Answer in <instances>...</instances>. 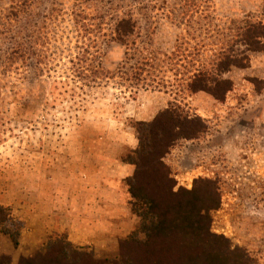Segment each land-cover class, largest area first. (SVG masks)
Wrapping results in <instances>:
<instances>
[{"label":"rangeland","instance_id":"obj_1","mask_svg":"<svg viewBox=\"0 0 264 264\" xmlns=\"http://www.w3.org/2000/svg\"><path fill=\"white\" fill-rule=\"evenodd\" d=\"M121 19L134 27L124 43L115 34ZM250 23L264 26V0H0V206L19 232L13 264H63L54 260L63 243L72 264L84 254L117 261L119 243L109 252L55 232L20 243L25 213L39 210L55 184L70 191L95 157L123 159L137 147L135 124L172 107L205 125L162 160L174 191L216 193L211 231L264 264V51H247L236 37ZM18 43L24 60L12 54ZM241 53L248 65L222 76L231 84L222 101L186 90L187 70L210 68L219 54L241 61Z\"/></svg>","mask_w":264,"mask_h":264},{"label":"trees","instance_id":"obj_2","mask_svg":"<svg viewBox=\"0 0 264 264\" xmlns=\"http://www.w3.org/2000/svg\"><path fill=\"white\" fill-rule=\"evenodd\" d=\"M133 31L134 27L127 19L118 20L115 26L120 43H124ZM236 37L247 51H264V26L261 24H246L238 30ZM16 45L12 54L24 60L26 51L21 44ZM241 56L240 61L234 54H219V62L210 68H190L183 75L186 90L204 92L222 101L231 89L230 82L222 76L231 67L248 65V58L242 53ZM150 62L151 59H143L141 65L152 68ZM134 129L137 147L120 161L134 168L133 174L123 182L129 195L130 210L139 222L119 242L117 261L98 262L84 254L79 255L83 261L78 264H252L246 251L211 231V212L219 205L216 193L210 195L195 188L174 191L175 182L162 161L177 140H192L204 132L201 119L180 114L178 107H172L160 112L151 122H137ZM207 183L202 179L194 181V185L200 186ZM10 218V208L0 206V234L7 235L13 246H17L19 232L7 225ZM65 243L70 247L67 240ZM65 245L54 248V260L72 264ZM38 260L45 264L51 262L47 257H36L21 258L18 264H38ZM0 264H10V258L0 255Z\"/></svg>","mask_w":264,"mask_h":264},{"label":"crops","instance_id":"obj_3","mask_svg":"<svg viewBox=\"0 0 264 264\" xmlns=\"http://www.w3.org/2000/svg\"><path fill=\"white\" fill-rule=\"evenodd\" d=\"M93 161L95 165L83 171L84 179L78 178L70 191L63 194L58 183L49 198L41 201L39 210L36 205H28L20 243L22 238H28L35 246L46 232H55L65 233L74 245H96L114 252L118 243L134 230L137 218L122 187L134 168L115 157H95ZM3 244L7 249L0 248V255L9 256L13 264L14 246L7 236L0 235V246Z\"/></svg>","mask_w":264,"mask_h":264}]
</instances>
